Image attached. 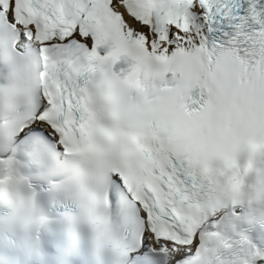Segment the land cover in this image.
<instances>
[{
  "label": "snow or ice",
  "instance_id": "snow-or-ice-1",
  "mask_svg": "<svg viewBox=\"0 0 264 264\" xmlns=\"http://www.w3.org/2000/svg\"><path fill=\"white\" fill-rule=\"evenodd\" d=\"M0 264H264V0H0Z\"/></svg>",
  "mask_w": 264,
  "mask_h": 264
}]
</instances>
